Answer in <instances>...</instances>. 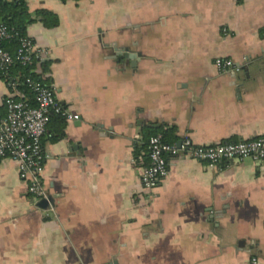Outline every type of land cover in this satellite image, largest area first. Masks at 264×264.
Returning <instances> with one entry per match:
<instances>
[{
    "label": "crops",
    "instance_id": "crops-1",
    "mask_svg": "<svg viewBox=\"0 0 264 264\" xmlns=\"http://www.w3.org/2000/svg\"><path fill=\"white\" fill-rule=\"evenodd\" d=\"M26 3L44 83L79 118L58 139L53 118L42 138L46 207L0 159V264L264 263V160L169 157L152 199L140 183L160 126L177 144L264 136V0ZM10 93L0 79V105Z\"/></svg>",
    "mask_w": 264,
    "mask_h": 264
},
{
    "label": "built area",
    "instance_id": "built-area-1",
    "mask_svg": "<svg viewBox=\"0 0 264 264\" xmlns=\"http://www.w3.org/2000/svg\"><path fill=\"white\" fill-rule=\"evenodd\" d=\"M17 37L18 47L11 54L3 42ZM46 56L28 36L18 37L0 22V71L6 73L17 61L30 65L35 59ZM214 65L219 72L226 73L235 68L231 58L217 57ZM25 84L32 93L31 101L17 89L16 81L7 82L11 93L3 99L4 112L0 111V159L9 158L17 165L19 178L26 182V191L32 204L46 198L43 181L44 150L42 138L52 115H62L67 120H77L79 115L63 108L54 90L39 79L27 77ZM32 102V103H31ZM148 164L140 173L142 192L152 199L159 182L168 172L169 157H184L221 165L229 161L252 158L264 160V136L239 141H222L213 144H196L189 136L180 142L169 143L162 134H154L147 142ZM250 264H264L257 257H250Z\"/></svg>",
    "mask_w": 264,
    "mask_h": 264
},
{
    "label": "trees",
    "instance_id": "trees-1",
    "mask_svg": "<svg viewBox=\"0 0 264 264\" xmlns=\"http://www.w3.org/2000/svg\"><path fill=\"white\" fill-rule=\"evenodd\" d=\"M37 14L41 16L44 25H57V17L52 12L41 9L37 11ZM0 19L4 25L12 30V32L17 33L18 37L27 36L26 28L32 19L30 18L28 12L26 0H0ZM3 47L6 48L11 54H14L18 47L17 37L10 41L3 42ZM47 67L48 62L45 60L42 61L41 59H35L30 65H22L16 61L5 74L0 71V79L5 80L6 82L16 81L18 83L17 89L21 91L24 97L31 101L32 93L24 81L27 77H30L45 82L46 79L43 77V74L46 72ZM0 111L1 113L4 112L3 104L0 105ZM53 118L59 122V128L54 134V138L58 139L64 134L66 118L62 115H52L48 125H50V122ZM48 125L45 134L48 133ZM157 133L162 134L163 140L165 142H172L177 139V136H175L172 130L162 129L161 126L158 131L152 132L151 135Z\"/></svg>",
    "mask_w": 264,
    "mask_h": 264
},
{
    "label": "water",
    "instance_id": "water-1",
    "mask_svg": "<svg viewBox=\"0 0 264 264\" xmlns=\"http://www.w3.org/2000/svg\"><path fill=\"white\" fill-rule=\"evenodd\" d=\"M0 22H1V19H0ZM123 50L124 51L121 52L120 50H118V48H116V50L114 51L115 55L118 56V57L122 56L123 58H127L129 60L130 65L131 66H135V64H136V54L130 53L128 48H124ZM48 201H50V198L47 195L46 198H43V199H41L38 202V205L40 207L44 208V207H46ZM111 264H115V263H111Z\"/></svg>",
    "mask_w": 264,
    "mask_h": 264
}]
</instances>
